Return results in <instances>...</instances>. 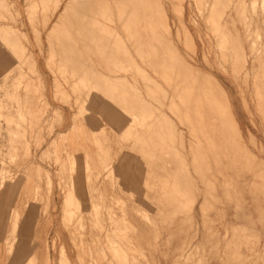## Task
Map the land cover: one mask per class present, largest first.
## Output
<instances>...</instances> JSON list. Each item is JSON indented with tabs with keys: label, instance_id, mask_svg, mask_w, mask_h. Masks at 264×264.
Segmentation results:
<instances>
[{
	"label": "rangeland",
	"instance_id": "obj_1",
	"mask_svg": "<svg viewBox=\"0 0 264 264\" xmlns=\"http://www.w3.org/2000/svg\"><path fill=\"white\" fill-rule=\"evenodd\" d=\"M83 1L35 14L40 0H0V84L20 95L0 91V189L19 184L0 264H264V0H161L167 20L149 2L93 62L58 52L54 65L43 26L75 23ZM8 28L31 40L29 87H13Z\"/></svg>",
	"mask_w": 264,
	"mask_h": 264
},
{
	"label": "bare ground",
	"instance_id": "obj_2",
	"mask_svg": "<svg viewBox=\"0 0 264 264\" xmlns=\"http://www.w3.org/2000/svg\"><path fill=\"white\" fill-rule=\"evenodd\" d=\"M39 1V0H38ZM60 0H40V2H33V10L35 11L34 13L37 14V9L39 8L38 6H42L41 9H49L48 6L50 3H59ZM95 2V4L93 3ZM149 2L153 3L154 5H156L160 11H162V14L165 18V20H167V11L164 8V4L163 2H161V0H85L81 3V7L82 9H80V11L82 12V14L80 12H77L78 15L75 16L74 21H76L75 23L72 22V24L70 25H63L64 27L61 29H59L57 26H59L61 24V21L63 19L62 14L60 16L57 17V20L53 21L51 19V22L47 21L45 22L44 26H43V30H47V36L50 42V48H49V53H50V62L54 63L56 60L55 58L58 56V52L61 54V59L63 58L64 60H73L74 56H76L75 58L78 57V55H81L82 57H85V59H87L88 61L93 62V55L96 52L99 51V48L97 46V43L103 39H112L115 38V28H116V23L117 22H128L130 15L133 12V7L135 8V10H140L142 11L144 14L147 11V5L149 4ZM7 5V3H6ZM208 7V6H207ZM216 7V6H215ZM254 7V6H253ZM1 8V7H0ZM234 8V7H233ZM90 9L89 11H86ZM180 9V8H179ZM232 9V8H231ZM231 11V10H230ZM87 12H89L90 14H87ZM180 12V11H179ZM182 12V9H181ZM192 12V11H191ZM2 13V12H1ZM257 13V12H256ZM3 14V13H2ZM182 15V14H181ZM203 15V14H202ZM201 15V16H202ZM231 15V14H230ZM235 15V14H234ZM257 15V14H256ZM233 16V15H232ZM3 17V16H1ZM0 17V18H1ZM34 17H31V20H33ZM4 20V19H3ZM194 20V19H193ZM230 20V19H229ZM233 20V18H232ZM199 21V20H198ZM233 22V21H232ZM231 22V23H232ZM235 22V21H234ZM5 24V23H4ZM50 24V25H49ZM178 24V23H177ZM233 25V24H232ZM50 26V27H49ZM235 26V25H234ZM3 27V26H2ZM2 27H0L1 29H3ZM49 27V28H48ZM75 27V30H73V28ZM178 27V26H177ZM6 30V26L4 27ZM77 30H79V34L77 33ZM33 30L38 38V41L41 42L42 38L40 36V31L38 27L33 26ZM1 31V30H0ZM3 33V32H2ZM1 33V34H2ZM186 33V32H185ZM7 41H8V47L15 53V55L18 58L17 61V68L19 70V74L17 76L18 79V83L15 84L14 89H18L20 88V83L28 85L29 87V82H25V78H26V74L23 72V67L21 62L24 58H29L32 57V51L30 50V45H31V40L29 39V37L27 36L26 32H19V31H15L13 29L8 28L7 30ZM171 34V33H170ZM77 35V37H76ZM185 35V34H184ZM223 36V35H222ZM221 36V37H222ZM3 37V36H2ZM223 38V37H222ZM178 39V38H177ZM92 42V44H95L96 46L93 47L92 44H89L88 42ZM30 42V44H29ZM42 43V42H41ZM80 43H84V46H81ZM217 43V42H216ZM29 44V45H28ZM186 45V44H185ZM256 46V45H255ZM207 48V47H206ZM11 53V52H10ZM181 55V54H180ZM195 55V54H194ZM204 55V54H203ZM88 56V57H86ZM94 58V57H93ZM85 59H83L84 61H86ZM216 59V58H215ZM218 59V58H217ZM63 60V61H64ZM78 60V59H77ZM83 60H79V61H83ZM26 62V60H24ZM28 61V60H27ZM62 61V64H63ZM82 62V63H87V62ZM57 62V61H56ZM55 62V63H56ZM3 63V62H1ZM54 63V65H55ZM65 64H67L65 62ZM89 64V63H88ZM87 64V65H88ZM195 64V63H194ZM33 65V68H36V64H30ZM86 65V66H87ZM63 66V65H61ZM59 66V67H61ZM89 66V65H88ZM101 66V65H100ZM99 66V67H100ZM178 66V65H177ZM58 67V68H59ZM97 67V68H99ZM102 67V66H101ZM29 68V67H28ZM38 68V67H37ZM62 68V67H61ZM95 68L92 64L88 67L89 72H92L95 76V74H98V78H97V82H96V86L97 87H105L111 90L109 84L114 82V78L107 76V75H103V73L99 74L98 69ZM59 70V69H58ZM70 70V69H69ZM86 70V69H85ZM101 70V69H100ZM111 73H114L110 68H109ZM56 71V70H55ZM203 71V70H202ZM9 72V71H8ZM28 72V71H27ZM33 72V71H32ZM175 72V71H174ZM7 73V72H6ZM196 73V72H195ZM29 74V73H28ZM34 75V74H33ZM60 76V74H58ZM57 75V76H58ZM90 75H92L90 73ZM112 75V74H110ZM158 75V73H157ZM174 75V74H173ZM31 76V75H30ZM67 76V75H66ZM202 75H200L201 77ZM32 77V76H31ZM206 77V76H205ZM208 77V76H207ZM206 77V78H207ZM33 78V77H32ZM61 78V77H60ZM167 78V77H166ZM170 78V77H169ZM57 79V77H56ZM117 79V78H116ZM172 79V78H171ZM75 80V79H74ZM170 80V79H169ZM201 80V79H200ZM215 80V79H214ZM40 81V80H39ZM61 81V80H60ZM34 82V81H33ZM154 82V81H153ZM172 82V81H171ZM201 82V81H200ZM15 83V81H14ZM40 83V82H39ZM62 83V82H61ZM72 83V82H71ZM137 83V82H136ZM157 83V82H156ZM173 83V82H172ZM35 84V83H33ZM32 84V85H33ZM74 84V83H72ZM78 85H84L87 86L88 82L84 79H80V81L77 83ZM138 84V83H137ZM171 84V83H169ZM175 84V82H174ZM5 84H3V87H1V90L3 91V96L5 95V97L7 98H15V99H19L20 95L17 92H7L8 88L7 86H4ZM41 85V84H38ZM59 85V84H58ZM159 85V83H158ZM161 85V84H160ZM159 85V86H160ZM134 86V85H133ZM157 86V85H156ZM12 87V88H13ZM33 87V86H32ZM39 86L36 87V89ZM23 88V87H22ZM34 88V87H33ZM56 88V86H55ZM161 88V87H159ZM223 88V87H221ZM13 89V90H14ZM32 89V88H31ZM162 89V88H161ZM224 89V88H223ZM59 90V89H58ZM163 90V89H162ZM39 91V89L37 90ZM57 91V89H56ZM218 91V90H217ZM167 92V91H166ZM171 92V91H170ZM226 92V91H225ZM5 93V94H4ZM34 93V91H33ZM38 93V92H37ZM58 93V92H56ZM202 93V92H201ZM35 94V93H34ZM32 96H35V95ZM41 94V93H40ZM227 94V93H226ZM31 95V94H30ZM196 95V94H195ZM3 96H1V102H0V108L3 105V101L2 98ZM31 96V97H32ZM39 96V94H38ZM40 97V96H39ZM44 97V96H43ZM140 97V96H139ZM143 97V96H142ZM37 98V97H36ZM165 100H168V97L166 95V97H164ZM167 98V99H166ZM40 99V98H38ZM84 99V98H83ZM90 100V99H89ZM160 100V99H159ZM82 101V100H81ZM93 101V100H92ZM171 101V100H170ZM220 101H222L225 106L226 104L231 105L230 101L228 99H226L225 97L220 98ZM44 102V101H43ZM78 102V101H77ZM162 102V101H161ZM2 103V104H1ZM79 103V102H78ZM77 103V104H78ZM82 103V102H81ZM93 103V102H92ZM151 103V102H150ZM170 103H168L169 105ZM37 105V103H36ZM42 105V103H41ZM80 105V104H79ZM91 105V104H89ZM160 105V104H159ZM166 105V104H164ZM164 105H162L163 107H165ZM9 106V105H8ZM35 106V105H34ZM83 106V105H82ZM6 107V106H5ZM157 107V106H156ZM166 107H168L166 105ZM47 108V107H46ZM45 108V109H46ZM171 108V107H170ZM29 109V108H28ZM34 110V109H33ZM45 111V110H44ZM28 112V111H26ZM42 113V110H41ZM98 113V112H97ZM160 113H164L163 111ZM43 114V113H42ZM41 114V115H42ZM95 114V113H94ZM29 115V114H28ZM166 115V114H165ZM32 116V115H31ZM35 116V115H34ZM167 116V115H166ZM181 116V115H180ZM167 119H170L167 118ZM233 119L235 122H237V120L235 119V116L233 115ZM14 121V120H13ZM34 121V120H33ZM76 121V120H75ZM172 121V120H171ZM38 122V121H36ZM76 124V123H75ZM180 124V123H179ZM78 125V124H77ZM79 126V125H78ZM177 126V125H176ZM74 127H76L74 125ZM179 128V127H178ZM176 129V128H175ZM178 130V129H177ZM180 130V129H179ZM180 133V132H179ZM32 135V134H31ZM67 137V136H65ZM188 139V138H187ZM67 140V138H66ZM183 140V139H182ZM185 141V140H184ZM60 142V141H59ZM65 142V141H64ZM30 143V142H29ZM61 143V142H60ZM28 144V143H27ZM63 145V144H62ZM32 146V145H31ZM25 148V147H24ZM23 150V148H22ZM28 151V150H26ZM24 153V152H23ZM22 154V153H21ZM26 154V153H25ZM188 154V153H187ZM75 162V161H74ZM2 163V162H1ZM6 163V162H5ZM191 166V165H190ZM191 171V170H190ZM92 175V174H91ZM197 176V175H196ZM199 179V178H198ZM194 184V183H193ZM191 187V186H190ZM184 188V187H183ZM200 188V187H199ZM75 189V188H74ZM196 189V188H195ZM201 189V188H200ZM207 189V188H205ZM193 192V191H192ZM70 193V192H69ZM88 193V192H87ZM197 193V191H196ZM75 190L74 192H71V195H68V197H66L65 200V209H68L70 207V205H72L73 203V196L75 195ZM200 194V193H199ZM74 199H76L74 197ZM70 211V210H69ZM68 211V212H69ZM196 240V239H195ZM193 247V246H192ZM183 252V251H182ZM195 254V253H194ZM207 255V254H206ZM208 258V257H207ZM179 259V258H178ZM49 261V260H48ZM197 261V260H196ZM156 262V261H155Z\"/></svg>",
	"mask_w": 264,
	"mask_h": 264
},
{
	"label": "crops",
	"instance_id": "obj_3",
	"mask_svg": "<svg viewBox=\"0 0 264 264\" xmlns=\"http://www.w3.org/2000/svg\"><path fill=\"white\" fill-rule=\"evenodd\" d=\"M1 62H3V63H1ZM4 76H6V52L5 51L1 52V49H0V81L4 78ZM4 86L6 87V85H4ZM1 87H3V84H0V91L3 92L1 90ZM18 185L11 188V189H9L5 185L3 188L0 189V220H6L9 205L11 206V203L12 204L15 203V197H18V194H19V192H18L19 186ZM12 209H10V211ZM63 248L65 249V251L67 253L66 248L65 247H63ZM255 254L263 255L264 254V245H261L260 250H256ZM67 256L69 258L68 253H67ZM69 260H70V258H69ZM47 261L48 260H46L45 264H47Z\"/></svg>",
	"mask_w": 264,
	"mask_h": 264
}]
</instances>
